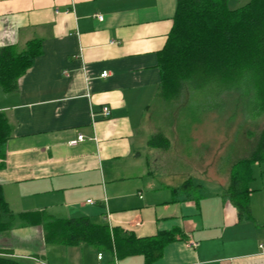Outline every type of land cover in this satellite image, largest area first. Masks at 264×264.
Masks as SVG:
<instances>
[{
    "label": "crops",
    "instance_id": "crops-1",
    "mask_svg": "<svg viewBox=\"0 0 264 264\" xmlns=\"http://www.w3.org/2000/svg\"><path fill=\"white\" fill-rule=\"evenodd\" d=\"M177 5L0 0V47L22 50L31 40L42 46L15 91L0 86V111L12 127L0 185L14 213L10 228L0 230V253L31 264L28 256L47 264H264V169L253 168L254 180L262 181L250 187L246 214L225 184L183 190L156 180L148 160L153 147L146 121L159 90L158 53ZM79 134L84 140L71 145ZM27 212L88 217L138 237L164 231L174 238L157 260L118 257L85 243L48 244L41 224L18 218Z\"/></svg>",
    "mask_w": 264,
    "mask_h": 264
},
{
    "label": "trees",
    "instance_id": "trees-1",
    "mask_svg": "<svg viewBox=\"0 0 264 264\" xmlns=\"http://www.w3.org/2000/svg\"><path fill=\"white\" fill-rule=\"evenodd\" d=\"M229 0H178L173 26L165 46L158 53L160 83L157 98L167 104L185 95L203 98L199 108L220 106L224 96L237 92L250 113H264V0H250L230 8ZM42 53L40 41L31 40L25 48L0 47V86L7 92L18 88L19 78ZM194 104V102H193ZM192 107V105H191ZM197 108V107H196ZM213 109V108H212ZM188 117L194 119L190 112ZM12 127L0 111V159ZM153 148L170 147L163 132L152 134ZM264 160V130L257 151L250 158L237 161L231 171L226 195L240 213L250 214L249 186L254 179L253 166ZM182 189L193 188L190 180ZM4 216L7 220H3ZM14 213L0 185V230L12 225ZM18 218L41 224L48 244L76 246L88 244L100 251H113L118 257L143 255L157 260L165 245L174 237L164 231L154 236L138 237L121 227L94 222L88 217L56 218L42 212H27ZM0 264H31L26 260L0 253Z\"/></svg>",
    "mask_w": 264,
    "mask_h": 264
},
{
    "label": "rangeland",
    "instance_id": "rangeland-1",
    "mask_svg": "<svg viewBox=\"0 0 264 264\" xmlns=\"http://www.w3.org/2000/svg\"><path fill=\"white\" fill-rule=\"evenodd\" d=\"M249 1L229 0L228 4L230 8H237ZM202 98L196 95L192 103L188 95L173 104L157 98L154 101L146 121L148 134L163 132L170 140L167 149H148L151 168L158 174L156 180L228 186L233 165L257 151L264 130V113L248 112L244 96L237 92L225 95L222 104L212 106L213 109L196 106ZM190 112L193 120L188 117ZM263 161L260 166L254 164L256 173L264 169ZM261 181L260 177L253 179L249 186H260Z\"/></svg>",
    "mask_w": 264,
    "mask_h": 264
},
{
    "label": "built area",
    "instance_id": "built-area-1",
    "mask_svg": "<svg viewBox=\"0 0 264 264\" xmlns=\"http://www.w3.org/2000/svg\"><path fill=\"white\" fill-rule=\"evenodd\" d=\"M97 17L99 18V19H102L103 17H102V15H97ZM108 75V72L107 71H104L102 74H101V76L102 77H105V76H107ZM102 114L105 116V117H107V116H109L110 115V113H111V110H110V107L108 106V105H104L103 107H102ZM84 135H82V134H79L78 135V137H77V139H73V140H71L70 141V144L71 145H76L79 141H82V140H84ZM89 202H92V200H89ZM102 257V253H99V258H101ZM28 258L29 259H31V260H33L34 262H35V264H47L46 262H44L42 259H40L39 257H35V256H28Z\"/></svg>",
    "mask_w": 264,
    "mask_h": 264
}]
</instances>
